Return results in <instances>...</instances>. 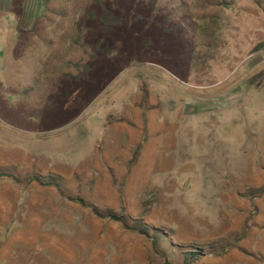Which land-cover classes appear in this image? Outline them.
<instances>
[{
	"label": "rangeland",
	"instance_id": "374dc122",
	"mask_svg": "<svg viewBox=\"0 0 264 264\" xmlns=\"http://www.w3.org/2000/svg\"><path fill=\"white\" fill-rule=\"evenodd\" d=\"M263 132L264 0H0V264L261 263Z\"/></svg>",
	"mask_w": 264,
	"mask_h": 264
},
{
	"label": "trees",
	"instance_id": "16d2710c",
	"mask_svg": "<svg viewBox=\"0 0 264 264\" xmlns=\"http://www.w3.org/2000/svg\"><path fill=\"white\" fill-rule=\"evenodd\" d=\"M116 220H119L120 222H122L123 224H126V220L123 216H116L114 214H110L108 215ZM142 233H145L148 235V232L144 229L141 230ZM163 235L159 230H154V233L152 234L151 238H153L154 242L153 244L158 247V243H160V240L162 239ZM162 253H165V251H162Z\"/></svg>",
	"mask_w": 264,
	"mask_h": 264
},
{
	"label": "crops",
	"instance_id": "0c3cea01",
	"mask_svg": "<svg viewBox=\"0 0 264 264\" xmlns=\"http://www.w3.org/2000/svg\"><path fill=\"white\" fill-rule=\"evenodd\" d=\"M263 235H264V232H263ZM256 248H257L258 255L261 256V263L259 264H264V236L261 238V241L257 242Z\"/></svg>",
	"mask_w": 264,
	"mask_h": 264
}]
</instances>
